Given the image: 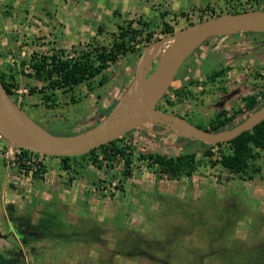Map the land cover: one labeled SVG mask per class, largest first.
<instances>
[{
    "label": "rangeland",
    "instance_id": "374dc122",
    "mask_svg": "<svg viewBox=\"0 0 264 264\" xmlns=\"http://www.w3.org/2000/svg\"><path fill=\"white\" fill-rule=\"evenodd\" d=\"M13 2L4 1L8 5ZM20 3L26 5L23 0ZM67 4L71 9L62 12L63 18L54 14L44 17V23L39 21L40 26L48 28L45 32L21 38L19 32L11 31L9 38L21 41L16 49L0 44V70H13L18 75L16 104L57 136H71L94 127L103 118L102 108L115 101L117 104L122 88L128 86L123 77L132 72L134 76L138 59L134 54L121 57L106 70L105 84L96 87V80L93 82L96 88L92 93L82 86V98L77 102L44 109L39 95L29 92L30 87L41 86L29 68L34 54L66 55L83 49L87 43H107L117 25L131 21L132 27L139 28L135 21L139 18L149 23L156 42L165 37L159 34L162 21L170 25L175 22L172 11L186 12L188 19L196 23L200 16L207 17L202 11L207 5L219 15L251 7L264 9L263 1L252 0H67ZM166 11L169 13L161 16ZM20 17V21L27 20ZM31 18L30 24L37 25L38 17ZM187 21L181 18L176 27L185 26ZM247 33L213 36L200 45L185 59L170 85L171 89H180L188 77L196 79L199 85L191 86L193 97L177 100L168 90L166 95L174 104L169 107L163 99L160 105L173 109L193 125L205 127L216 110L242 107V97L262 92L264 36L258 39ZM26 46L25 54L18 56ZM5 63L11 65L7 70ZM219 66L229 67L224 77L213 85L203 84L205 74ZM257 102L259 107L264 99L258 98ZM251 111L241 114L234 123ZM130 137L136 153L175 156L190 151L196 153L199 165L190 176L158 179L154 167L146 160L136 161L135 153L130 163L132 174L123 180L122 160L107 163L99 170L93 166V170L89 166L77 168L83 174L78 182L84 193L77 198L70 194L68 199L78 206L79 216L75 212L65 214L64 221H57L56 215L43 217L42 212L37 213L42 204L33 208L20 200L16 184L5 178L18 162L12 165L3 159L4 144L0 150V236L5 237H0V264H264V151L253 163L261 167L260 173L249 180L229 174L219 164L210 166L200 152L208 145L184 140L162 126L145 125L133 130ZM0 141L4 143L1 136ZM46 158L48 162L56 159ZM34 163L35 159L29 164L25 161L29 166ZM88 231L90 238L86 237ZM146 242L155 246L146 247Z\"/></svg>",
    "mask_w": 264,
    "mask_h": 264
},
{
    "label": "trees",
    "instance_id": "16d2710c",
    "mask_svg": "<svg viewBox=\"0 0 264 264\" xmlns=\"http://www.w3.org/2000/svg\"><path fill=\"white\" fill-rule=\"evenodd\" d=\"M252 1L258 3L261 1L264 2V0ZM253 9L258 10L259 7H251L248 10ZM202 11L206 12L205 14H207V17L203 18L200 16L198 21L219 15V13L216 14L215 9L209 7V5H207V7ZM241 11L247 10H229L228 12L236 13ZM166 13L169 12L166 11L162 13L161 16H165ZM172 14V16L175 17V25L172 26L169 23L162 21L159 34L165 36L170 35L174 33L177 28L180 29L182 27L194 24V22L188 19L189 17L186 12L172 11ZM183 17L184 19L188 20L186 25L176 27L179 23V20ZM135 21L140 25L139 28L132 27L131 21L127 22V25L119 24L117 25L115 32L111 34V39L107 43H87L83 49L72 51V53H68L66 55L54 52L49 55L34 54L29 61V68L33 74L32 76L41 82V86L38 89L36 87H30V94L37 93L39 95L40 103L44 109H54L59 105L75 103L77 100L81 99L82 97L79 90L82 86H85L88 92L92 93L96 87L105 84L107 82L106 70L111 64L115 63L118 59L128 54H134L135 60H137L143 47L155 41V39H153L154 31H150L148 28L149 23L140 18L136 19ZM247 34L258 36V39L259 37L264 36V33L248 32ZM210 39L211 38H208L201 45L207 44ZM139 44H143L141 46L142 48L139 47ZM4 67H7L5 69L7 70L9 69L8 67H11V65L5 63ZM228 68L229 67L227 66H219L213 69L210 73L205 74V81H203V84L211 83L213 85L217 79L224 77ZM2 70H0V82L3 85L7 95L13 100L14 103H16V94L14 91L19 86L18 75H16L17 73L13 72V70ZM124 77V82L129 84L132 80L133 72ZM175 79L176 77L174 80ZM174 80L172 83H174ZM94 81L97 82L96 87L93 86ZM194 85H199L198 81H196L194 78L192 79L191 77H188L185 84L182 85L180 89H171V86L168 90L173 92V95L177 100L181 99L182 97L192 98L193 92L191 91V86ZM125 89V87L122 88L120 95ZM74 91L77 92V95L73 94ZM166 94L167 93H165L157 103L156 108L163 112H169L174 115H178L173 109L169 110L160 105V102L163 99L169 107L174 104V102L171 101ZM261 96L264 97V90L262 92L256 91V93L245 95L242 97V107L230 108L229 110H216L213 116L208 120L207 126H195L213 133L230 129L243 121L254 111L257 100ZM96 97L98 98L99 95L97 94ZM65 98L68 99L66 100ZM115 102L109 105V107L102 108L103 118L99 119L95 125H97L112 111ZM22 107L20 106V109H23ZM248 111L251 112L247 113L243 119L234 123V120L237 117H241V114ZM132 131H129L124 135L114 139L113 141L101 145L98 148L83 155L56 158L60 160L61 169L75 174L76 176L81 175V172L77 168L93 166L99 170L102 169L107 163L112 165L114 161L122 160L125 165V169L122 171L123 180L132 174L130 170V163L133 161V156L136 153L135 147L130 137ZM81 132L83 131H78L76 133ZM194 143L203 146L198 141H194ZM262 151H264V120L254 126L251 130L241 133L228 142L218 143L212 146H204L200 150L202 157L209 162L210 166L219 164L220 167L229 174H232L238 178L246 177L249 180H251L255 174L260 173L261 171V167H256L253 163L259 157ZM136 154V161L146 160L151 167H154L153 172L158 179L163 177L173 179L179 178L180 176H190L199 165V161L196 159V153L190 151H182L175 156H167L157 152ZM32 157L35 159L36 163L30 164L31 166L26 165L24 161H27ZM45 157L46 156L20 149L17 168L19 170L31 171V177L33 180L43 179L46 168L43 165L41 159ZM262 177L264 178V175H262ZM73 178L74 177H69L66 183L70 184ZM204 224L206 223L204 222ZM204 227L206 226L204 225ZM206 229L210 230L211 228L207 227ZM86 237H91L89 231L88 234H86ZM145 245L149 248H153L150 245L155 246V244L147 242ZM217 249L218 248H214V250ZM220 251L224 252L223 249Z\"/></svg>",
    "mask_w": 264,
    "mask_h": 264
},
{
    "label": "water",
    "instance_id": "95a60500",
    "mask_svg": "<svg viewBox=\"0 0 264 264\" xmlns=\"http://www.w3.org/2000/svg\"><path fill=\"white\" fill-rule=\"evenodd\" d=\"M247 32L264 33V10L220 14L182 27L161 40L146 45L139 58L147 46L161 42L157 51L151 52L153 57L133 100L120 109V96L112 111L97 125L71 136L53 135L38 125L13 102L0 82V136L7 146L49 157L83 155L145 125L162 126L172 134L174 131L171 128H178L189 134L188 137H178L208 146L228 142L264 120V103L234 127L216 133L205 131L179 115L159 111L155 107L172 84L185 59L205 40L213 36ZM158 53L160 55L150 69L151 62ZM135 74L136 68L128 85L136 81Z\"/></svg>",
    "mask_w": 264,
    "mask_h": 264
},
{
    "label": "crops",
    "instance_id": "0c3cea01",
    "mask_svg": "<svg viewBox=\"0 0 264 264\" xmlns=\"http://www.w3.org/2000/svg\"><path fill=\"white\" fill-rule=\"evenodd\" d=\"M4 1L6 0H0V44L2 46L8 45V49H16L17 44L21 43L20 39L17 37L16 39H13L12 37L9 38L8 34L11 31H15L16 33L19 32L21 38H24V36L27 35H31L30 37H32L33 34L37 32L43 33L45 32L44 30H47L48 28L45 25L40 26V22L44 23L47 16L50 17L54 14L63 18L64 14H62V12L66 10L70 11L71 9L69 4H67V0H43L42 3L39 0H35L33 4L28 3V0H23L26 2V5L21 4L20 0H14L11 5L4 3ZM38 1L39 4H37ZM67 5L68 8H66ZM20 16H22V18L25 16V19L27 20L22 19V21H20ZM32 16L38 17V22L35 26L30 24L33 22L31 18ZM23 21H25V23H22ZM27 46L19 51L18 56H23L25 54ZM2 146L3 142L0 141V150ZM46 159L48 158L45 157L41 159L46 168L43 179L33 180L31 175H25V172H21V170H18L17 168H11L10 171L8 170V172L5 173V178H9V181L16 184V189L19 191V193H17L15 190V193L11 195L14 196L17 193L20 200L25 201L29 207L34 208L36 205L40 206V204H42V207L40 206L37 213L42 212L41 214L43 217L56 215L57 217L55 216V219L58 221L63 220L65 214L69 215L75 212L77 216L79 214L78 206H76L73 201L69 200L68 197L70 194H73L72 197L77 198L82 191V193H84V189H81L82 185L78 182L79 180H83V174L73 178L68 185L69 188L68 186L66 188L64 182L67 181L69 175L72 173L61 169L60 160L58 158H56L55 161L49 159V162L46 161ZM47 166L49 167V170H47ZM89 168L90 170H93L92 166H89ZM85 205L87 206L86 203ZM64 210L66 213H63ZM117 213L120 214V212ZM118 214H116V216ZM0 237H5V235H1Z\"/></svg>",
    "mask_w": 264,
    "mask_h": 264
},
{
    "label": "bare ground",
    "instance_id": "6f19581e",
    "mask_svg": "<svg viewBox=\"0 0 264 264\" xmlns=\"http://www.w3.org/2000/svg\"><path fill=\"white\" fill-rule=\"evenodd\" d=\"M161 44V42L158 43V45ZM158 45H149L146 47L145 51L142 53V56L137 60L136 62V81L132 82L124 93L121 95V100H120V106L118 108L123 109L127 106V104L133 100L134 95L136 94L137 90L141 86V84L144 81V76L146 73V67L149 66V62L153 57V54L151 53L152 51H157ZM196 51V50H195ZM194 51V52H195ZM193 52V53H194ZM174 131V134L176 136H186L188 137L189 134L186 131H182L178 128H171Z\"/></svg>",
    "mask_w": 264,
    "mask_h": 264
},
{
    "label": "built area",
    "instance_id": "2783aa9c",
    "mask_svg": "<svg viewBox=\"0 0 264 264\" xmlns=\"http://www.w3.org/2000/svg\"><path fill=\"white\" fill-rule=\"evenodd\" d=\"M4 143H5V140H4ZM19 155H20V149L19 148L12 147V146H7L6 144H5V151L1 154L3 159L7 160V162H10V164H12V165H14L15 162L19 160ZM30 160H34V158L33 157L30 158L29 160L26 161V163L29 164ZM23 171L24 170H21V172H23ZM29 173L31 174V171Z\"/></svg>",
    "mask_w": 264,
    "mask_h": 264
},
{
    "label": "flooded vegetation",
    "instance_id": "af4514ba",
    "mask_svg": "<svg viewBox=\"0 0 264 264\" xmlns=\"http://www.w3.org/2000/svg\"><path fill=\"white\" fill-rule=\"evenodd\" d=\"M173 22H174V21H173ZM174 25H175V22L173 23V25H172V26H174ZM259 99H264V97H262V96H261V97H259ZM257 106H258V102H257V103H256V105H255V109H257V108H258ZM260 106H261V105H260ZM260 106H259V107H260ZM255 109H254V110H255ZM183 118H185V119H186V117H183ZM186 120H187V119H186Z\"/></svg>",
    "mask_w": 264,
    "mask_h": 264
},
{
    "label": "clouds",
    "instance_id": "9594fccd",
    "mask_svg": "<svg viewBox=\"0 0 264 264\" xmlns=\"http://www.w3.org/2000/svg\"><path fill=\"white\" fill-rule=\"evenodd\" d=\"M5 144V143H4ZM31 175V174H30Z\"/></svg>",
    "mask_w": 264,
    "mask_h": 264
}]
</instances>
